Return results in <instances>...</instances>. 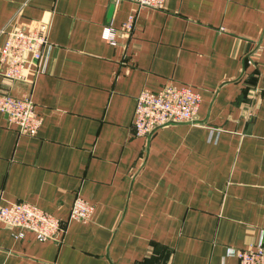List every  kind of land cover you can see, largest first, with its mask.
<instances>
[{
  "label": "crops",
  "instance_id": "obj_1",
  "mask_svg": "<svg viewBox=\"0 0 264 264\" xmlns=\"http://www.w3.org/2000/svg\"><path fill=\"white\" fill-rule=\"evenodd\" d=\"M9 23L48 24L50 44L26 82L0 64V90L43 117L28 135L0 111V204L31 202L66 230L0 222V264H239L264 239V0H0ZM169 82L201 95L199 123L135 135L139 93ZM77 196L88 221L69 220Z\"/></svg>",
  "mask_w": 264,
  "mask_h": 264
},
{
  "label": "built area",
  "instance_id": "obj_2",
  "mask_svg": "<svg viewBox=\"0 0 264 264\" xmlns=\"http://www.w3.org/2000/svg\"><path fill=\"white\" fill-rule=\"evenodd\" d=\"M120 2L121 0H115ZM138 9L162 7L166 0H131ZM135 15L131 14L124 23L130 29ZM10 24V25H9ZM0 29L5 40L0 48V64L3 67L4 81L10 84L26 82L30 75H37L45 69V55L49 41V25L41 23L27 29L9 23ZM116 29L107 24L103 37L116 43ZM201 95L189 85L173 82L160 90L143 89L136 101L132 129L135 135H148L162 126L172 123H199L198 111ZM0 111L7 114L20 133L36 135L43 123L31 95L16 96L8 90H0ZM95 205L82 196H77L69 220L88 221L95 212ZM0 222L7 227L20 228L16 236L22 237L25 231H33L40 240L55 239L66 230L65 221L55 214L28 201H15L0 204ZM239 264H264V239L257 245L238 249Z\"/></svg>",
  "mask_w": 264,
  "mask_h": 264
}]
</instances>
